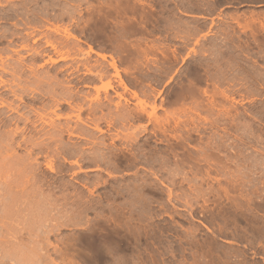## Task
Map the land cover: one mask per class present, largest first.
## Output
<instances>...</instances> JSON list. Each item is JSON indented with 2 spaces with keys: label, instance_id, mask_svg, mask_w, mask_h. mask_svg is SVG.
Wrapping results in <instances>:
<instances>
[{
  "label": "rangeland",
  "instance_id": "rangeland-1",
  "mask_svg": "<svg viewBox=\"0 0 264 264\" xmlns=\"http://www.w3.org/2000/svg\"><path fill=\"white\" fill-rule=\"evenodd\" d=\"M1 65L0 264H264V0H0Z\"/></svg>",
  "mask_w": 264,
  "mask_h": 264
},
{
  "label": "bare ground",
  "instance_id": "bare-ground-1",
  "mask_svg": "<svg viewBox=\"0 0 264 264\" xmlns=\"http://www.w3.org/2000/svg\"><path fill=\"white\" fill-rule=\"evenodd\" d=\"M89 52H91V50L89 49V51L88 52H85V55H89ZM101 58H103V57H101ZM64 59V58H63ZM62 58H61V60H63ZM50 61H52L51 59H50ZM53 62H55V61H53ZM110 67L111 68H113L114 70H115V67H114V64L112 63V64H110ZM98 68V69H97ZM0 70H2V71H4L5 70V68L1 65V67H0ZM12 73H14V78H16V80H20V75L17 73V71L15 70L14 72H12ZM85 74L86 75H93L96 79H98V80H100V79H102V77L104 76V74H105V72H104V69L103 68H101L99 65L96 67V69L95 70H90V69H86V72H85ZM42 80L43 81H45L44 83H46V85H50L52 88H54V86L53 85H51V84H55V82L53 81V80H51V81H49L48 79L46 80H44V79H38V80H36L35 81V83H34V85H36V88H34V89H32V88H28V89H24L23 87H21L20 86V83L18 82V83H14L13 82V84H15L17 87H19L21 90H23V91H29L30 92V95L31 94H33L32 95V98H34V99H36L37 100V98H36V96H34V95H37L36 94V89H37V87L38 86H40V85H42ZM47 81V82H46ZM43 83V84H44ZM0 86L1 87H7V86H10V85H6V83L0 78ZM113 89V87H112V85H111V83L110 82H107L106 83V85L104 86V92L105 93H107V91L108 90H112ZM116 96H117V98H118V100H120V95L119 94H116ZM76 95H74V94H72L71 92H67L66 93V95H63L62 96V98H60V100L59 99H57V100H55V102H56V104L54 105L55 107H54V109L56 108V109H58V107H60V105L63 103V104H65L68 108H70V109H82V107L80 106V105H78V103L77 104H73V102L76 100ZM108 97L106 96L105 97V100H108L107 99ZM53 101H54V99H53ZM95 102L96 103V107L98 108V109H100L101 108V104H100V99L98 98V96H96L94 99H92V100H90V102ZM119 104H120V102H118L117 101V103L115 104V108H118L119 107ZM57 118H59V116H57ZM51 125H54V122H52V124ZM53 128H55V125H54V127ZM57 129H58V132H62L64 129H66V126H60V127H57ZM66 131H68L69 132V128H67L66 129ZM49 139L50 140H53L52 139V136H50L49 137ZM42 142V141H41ZM39 143V142H38ZM29 144H31V150H40L41 149V147H43V146H39V144H36V142L35 143H29ZM41 144V143H40ZM43 145V144H42ZM32 152V151H31ZM50 168V167H49ZM1 190H3V188H0V191ZM5 191V190H4ZM2 192V191H1ZM0 192V193H1ZM3 193V192H2ZM5 193V192H4ZM0 195H2V194H0ZM5 195V194H4ZM2 197V196H1ZM0 197V198H1ZM4 198L5 197H3V200H4ZM7 199H9V198H6V200ZM1 200V199H0ZM2 200V202H1V208H3V209H1L0 208V220H1V222L3 221V219L7 222V218L9 219V217H11V216H14L15 217V215H16V212L15 211H12L13 209L15 210V207L11 210H8L7 209V207L8 206H10L11 207V205H7V204H4V203H6L7 201H3ZM9 201V200H8ZM8 203V202H7ZM9 204V203H8ZM5 206H7L6 208H5ZM14 206V205H13ZM17 208V207H16ZM19 208V207H18ZM21 209V208H20ZM19 209V210H20ZM16 210H18V209H16ZM22 210V209H21ZM14 212V213H13ZM18 215L20 216V213H22V212H20V211H18ZM17 215V216H18ZM13 218V217H12ZM11 220V219H10ZM6 222H3L2 223V226L1 227H4L3 229L4 230H6V229H8L7 227H6V225L4 224V223H6ZM7 224H9V223H7ZM11 225V224H10ZM8 226V225H7ZM5 227H6V229H5ZM9 227V226H8ZM11 227V226H10ZM4 232V231H3ZM7 232H8V230H7ZM1 235V234H0ZM2 236V235H1ZM4 236V235H3ZM2 236V237H3ZM6 237H4V239H5ZM36 238V237H35ZM38 238V237H37ZM3 239V240H4ZM3 240H1V241H3ZM4 242V241H3ZM2 242V243H3ZM43 242V241H42ZM37 243H39L38 241H37ZM93 244V243H92ZM46 245H47V243H46ZM51 246V245H50ZM49 246V247H50ZM97 247V246H96ZM98 253H99V249L97 248L96 249V255H98ZM50 261H52V260H50ZM48 262H49V260H48ZM53 262V261H52ZM47 263V262H46ZM49 264V263H48ZM50 264H51V262H50Z\"/></svg>",
  "mask_w": 264,
  "mask_h": 264
}]
</instances>
